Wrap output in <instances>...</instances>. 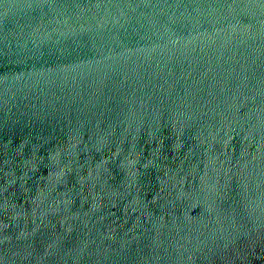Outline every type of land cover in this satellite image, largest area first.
I'll list each match as a JSON object with an SVG mask.
<instances>
[{
    "label": "water",
    "instance_id": "obj_1",
    "mask_svg": "<svg viewBox=\"0 0 264 264\" xmlns=\"http://www.w3.org/2000/svg\"><path fill=\"white\" fill-rule=\"evenodd\" d=\"M0 264H264V0H0Z\"/></svg>",
    "mask_w": 264,
    "mask_h": 264
}]
</instances>
